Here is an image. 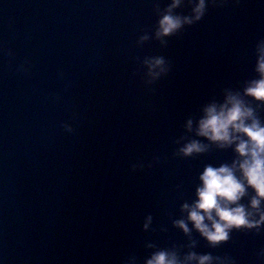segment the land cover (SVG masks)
Wrapping results in <instances>:
<instances>
[{
  "label": "water",
  "instance_id": "1",
  "mask_svg": "<svg viewBox=\"0 0 264 264\" xmlns=\"http://www.w3.org/2000/svg\"><path fill=\"white\" fill-rule=\"evenodd\" d=\"M168 3L0 0L3 264H145L161 250L181 264L189 252L264 264V228L233 231L213 248L195 229L174 226L187 218L181 207L195 200L203 167L233 159L214 146L191 158L178 149L203 139L195 121L207 103L256 75L264 2L210 6L162 43L155 31ZM156 56L170 70L148 83L144 60Z\"/></svg>",
  "mask_w": 264,
  "mask_h": 264
},
{
  "label": "clouds",
  "instance_id": "2",
  "mask_svg": "<svg viewBox=\"0 0 264 264\" xmlns=\"http://www.w3.org/2000/svg\"><path fill=\"white\" fill-rule=\"evenodd\" d=\"M186 2L190 6V14H176L174 10ZM225 2L170 0L159 16L155 37L166 43L164 38L200 22L210 6H223ZM148 39L144 35L140 42ZM144 69L148 83L166 76L170 70L163 56L146 58ZM254 72L256 75L244 82L242 91L225 89L221 100L213 99L201 109L195 121V135L203 139H192L178 149V154L185 158L203 155L212 146L218 151L231 150L234 154L230 163L206 164L203 167L198 176L195 200L181 207L187 213L186 220L174 221V226L186 235L195 229L213 248L229 242L233 231L255 230L258 233L264 228V118L260 115L264 109V39L255 45ZM193 124L192 119L187 121L189 132L193 131ZM60 129L70 134L66 126L61 125ZM143 167V164L132 165L133 171ZM250 190L254 195L245 204L242 201L249 196ZM151 219V216L147 218L145 229ZM189 223L192 224L191 229ZM257 257L264 259V249L259 250ZM192 261L197 264H225L224 258L214 257L211 253L189 252L184 264ZM145 264H181V261L175 252L161 250L154 252Z\"/></svg>",
  "mask_w": 264,
  "mask_h": 264
}]
</instances>
